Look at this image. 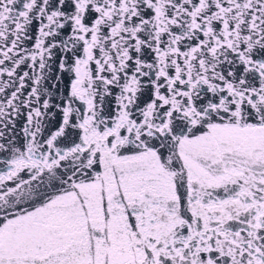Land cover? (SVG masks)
<instances>
[{
	"label": "snow or ice",
	"instance_id": "obj_1",
	"mask_svg": "<svg viewBox=\"0 0 264 264\" xmlns=\"http://www.w3.org/2000/svg\"><path fill=\"white\" fill-rule=\"evenodd\" d=\"M0 264H264V0H0Z\"/></svg>",
	"mask_w": 264,
	"mask_h": 264
},
{
	"label": "water",
	"instance_id": "obj_2",
	"mask_svg": "<svg viewBox=\"0 0 264 264\" xmlns=\"http://www.w3.org/2000/svg\"><path fill=\"white\" fill-rule=\"evenodd\" d=\"M59 121V114L57 113L54 117L51 118V122L49 124V128H54L57 126ZM23 125V121L17 122V131H19V128Z\"/></svg>",
	"mask_w": 264,
	"mask_h": 264
}]
</instances>
